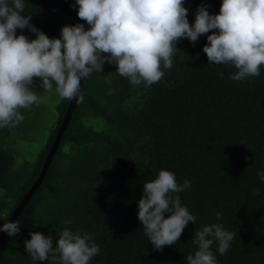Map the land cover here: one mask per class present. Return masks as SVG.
<instances>
[{
	"label": "trees",
	"instance_id": "obj_1",
	"mask_svg": "<svg viewBox=\"0 0 264 264\" xmlns=\"http://www.w3.org/2000/svg\"><path fill=\"white\" fill-rule=\"evenodd\" d=\"M24 3L22 15L49 38H59L65 25L89 27L78 18L75 0ZM221 3L185 0L189 23L201 4L218 14ZM16 34L35 38L27 29ZM207 43V34L194 45L180 40L172 68H162L163 78L151 86H133L107 62L103 72L83 80V101H76L41 182L13 221L20 222L19 233L6 234L0 264H60L59 253L33 261L24 241L41 232L52 237L55 250L65 228L89 234L99 246L89 264H187L198 250L196 232L214 223L236 234L224 255L217 243L211 246L217 264H264V182L258 176L264 172V66L259 77L232 80L234 66L208 64ZM31 87L43 91L39 78ZM51 92L56 119L32 159L16 160L15 127L0 128V226L37 179L69 104L54 82ZM160 170L174 173L178 184L190 181L173 195L196 221L175 245L155 251L138 220V202L143 184Z\"/></svg>",
	"mask_w": 264,
	"mask_h": 264
},
{
	"label": "clouds",
	"instance_id": "obj_2",
	"mask_svg": "<svg viewBox=\"0 0 264 264\" xmlns=\"http://www.w3.org/2000/svg\"><path fill=\"white\" fill-rule=\"evenodd\" d=\"M184 3L75 0L78 18L89 27L86 29L84 23L65 25L59 38H49L30 23V15H22L24 0H0V128L18 126L24 120L20 110L42 102L31 87L34 78L40 79L43 91L51 92L54 82L61 99L78 103L84 98L81 79L103 72L105 62L116 65V72L133 86H151L163 78L162 68H172L176 45L185 38L194 45L207 34L203 52L208 64L234 66L237 71L232 80L260 76L264 66V0H222L218 14H210L208 5L201 4L191 24ZM17 29H27L35 38L17 35ZM258 176L264 182V172ZM190 187L188 180L178 184L168 170H160L154 180L143 184L138 220L155 251L175 245L188 223H195L196 217L182 206L179 195H173ZM253 194L260 195L259 189ZM0 231L15 237L20 222L3 223ZM235 235L221 224L204 226L195 234L198 250L187 257V264H217L211 246L217 243L218 253L224 255ZM30 237L24 245L33 261H46L50 253H59L60 264H89L100 252L98 245L89 242V234L68 228L60 234L55 250L51 236L32 231Z\"/></svg>",
	"mask_w": 264,
	"mask_h": 264
},
{
	"label": "rangeland",
	"instance_id": "obj_3",
	"mask_svg": "<svg viewBox=\"0 0 264 264\" xmlns=\"http://www.w3.org/2000/svg\"><path fill=\"white\" fill-rule=\"evenodd\" d=\"M42 97V102L34 104L30 109H21L24 116L23 122L15 126L16 160L32 159L40 143L47 135V128L56 119L52 114L51 103L55 97L52 92H37Z\"/></svg>",
	"mask_w": 264,
	"mask_h": 264
},
{
	"label": "water",
	"instance_id": "obj_4",
	"mask_svg": "<svg viewBox=\"0 0 264 264\" xmlns=\"http://www.w3.org/2000/svg\"><path fill=\"white\" fill-rule=\"evenodd\" d=\"M83 78L81 79V85H82V82H83ZM76 103V100H70L69 101V104L67 106V109L63 115V118H62V121H61V124L57 130V133H56V136H55V139L53 141V144H52V147L48 153V155L46 156L44 162H43V166L41 168V171L37 177V179L34 181L33 185L30 187V189L25 193V195L23 196V199L20 203V205L15 209V211L12 213V215L10 216L8 222H13L14 219L16 218L17 214L19 213L22 205L25 203V201H27V199L31 196V194L34 192V190L37 188L38 184L41 182L42 178H43V175L48 167V164L51 160V157L52 155L54 154L55 152V149L57 147V144L59 142V139L61 137V134L63 133V131L65 130L66 128V125L68 123V120H69V117H70V114H71V111L74 107ZM7 233L3 232L1 233L0 235V246L2 245L4 239H5V236H6Z\"/></svg>",
	"mask_w": 264,
	"mask_h": 264
}]
</instances>
